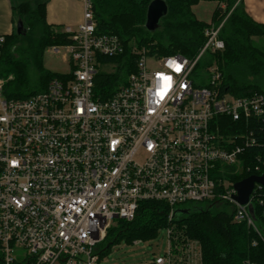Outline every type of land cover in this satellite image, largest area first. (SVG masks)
Instances as JSON below:
<instances>
[{"label": "built area", "instance_id": "built-area-1", "mask_svg": "<svg viewBox=\"0 0 264 264\" xmlns=\"http://www.w3.org/2000/svg\"><path fill=\"white\" fill-rule=\"evenodd\" d=\"M83 2L82 22L63 30L70 42L50 47L71 64L70 74L25 99H6L3 87L13 76L0 78V264H102L110 230L149 201L166 204L169 221L187 204L228 203L234 222L261 236L248 204L233 198L231 178L257 145L264 92L223 91L217 63L203 62L225 49L224 22L205 31L195 58L130 44L135 71L104 99L96 92L98 66L117 67L109 59L127 46L100 32L92 2ZM6 37L0 35V56ZM225 119L244 129L221 134ZM250 203L264 215V186L256 185ZM166 230V252L149 264H202L199 242Z\"/></svg>", "mask_w": 264, "mask_h": 264}, {"label": "trees", "instance_id": "trees-1", "mask_svg": "<svg viewBox=\"0 0 264 264\" xmlns=\"http://www.w3.org/2000/svg\"><path fill=\"white\" fill-rule=\"evenodd\" d=\"M90 1L98 30L119 36L127 46L123 56L109 59L117 63V71L99 73L96 77V92L102 98L111 97L135 71L136 57L128 50L130 44L146 47L160 56L195 58L206 42L205 31L223 22L220 38L225 42V49L207 54L204 64L217 63L223 75V91L236 97L264 92L261 87L264 84V51L255 42V38L264 41V24L248 15L243 0H164L169 13L155 32L145 28L147 9L153 0ZM202 1L218 3L211 24L200 21L193 12V7ZM11 2L15 22L22 19L27 33L18 35L15 30L6 37L0 56V78L12 75L13 79L5 83L2 94L6 99H25L46 90L57 76L44 67L46 50L70 40L62 28L48 24L49 0ZM243 129V122L231 123L225 119L221 134L230 135V132ZM255 138L257 145L242 156L244 170L231 178L234 182L264 172L262 123L255 122ZM203 205L206 204H187L188 214H179L169 221L170 209L166 204L144 202L132 221H119L110 230L103 243L104 253L120 240L131 244L136 240L149 241L157 238L161 230L174 227L179 237L183 235L200 243L202 264H264V215L255 203L256 225L261 236L246 223L234 222V210L228 204L220 203L210 210L211 204Z\"/></svg>", "mask_w": 264, "mask_h": 264}, {"label": "rangeland", "instance_id": "rangeland-1", "mask_svg": "<svg viewBox=\"0 0 264 264\" xmlns=\"http://www.w3.org/2000/svg\"><path fill=\"white\" fill-rule=\"evenodd\" d=\"M217 7L218 4H216V2L202 1L194 6L193 9L194 13L196 14L195 16L198 19H201L205 23L211 24L213 13ZM255 42L264 51V41L255 38ZM44 67L48 71L57 74V76H63L72 72L71 64L66 62L61 55H55L52 51V48H48L44 54ZM201 69L198 70V73H201ZM116 71L117 67L115 65L98 66V72L100 74L114 73ZM9 76L10 75L3 78L6 79ZM259 78L260 77L256 79ZM198 81L199 79L196 80V82ZM261 87L264 90V84H262ZM228 205L231 206L230 204ZM217 206H219V204ZM167 243L168 240L166 229L161 230L157 238L149 241H143L137 246L128 243L123 239L120 240L119 243L113 245L108 252L103 254L102 264H149L154 255L165 254Z\"/></svg>", "mask_w": 264, "mask_h": 264}, {"label": "crops", "instance_id": "crops-1", "mask_svg": "<svg viewBox=\"0 0 264 264\" xmlns=\"http://www.w3.org/2000/svg\"><path fill=\"white\" fill-rule=\"evenodd\" d=\"M243 4L254 21L264 24V0H243ZM84 9L83 0H49L47 22L63 30L66 26L76 29L83 20ZM16 22L11 0H0V35H11L16 30Z\"/></svg>", "mask_w": 264, "mask_h": 264}, {"label": "water", "instance_id": "water-1", "mask_svg": "<svg viewBox=\"0 0 264 264\" xmlns=\"http://www.w3.org/2000/svg\"><path fill=\"white\" fill-rule=\"evenodd\" d=\"M169 13V7L164 0H153L147 9L145 28L149 32H155L159 26L161 20ZM16 30L18 35H26L27 29L25 28L24 21L18 19L16 22ZM256 185L264 186V172L261 175H252L244 180H241L235 184L236 195L233 197L241 205L249 206V212L254 221H256L255 206L250 203L251 196L255 190ZM214 207L212 204L209 210ZM190 210L188 208H178L175 210V216L179 214H188Z\"/></svg>", "mask_w": 264, "mask_h": 264}, {"label": "flooded vegetation", "instance_id": "flooded-vegetation-1", "mask_svg": "<svg viewBox=\"0 0 264 264\" xmlns=\"http://www.w3.org/2000/svg\"><path fill=\"white\" fill-rule=\"evenodd\" d=\"M217 205H214V207H216Z\"/></svg>", "mask_w": 264, "mask_h": 264}]
</instances>
